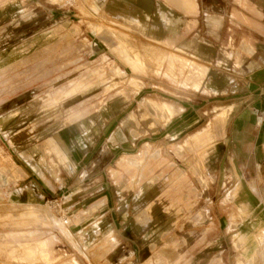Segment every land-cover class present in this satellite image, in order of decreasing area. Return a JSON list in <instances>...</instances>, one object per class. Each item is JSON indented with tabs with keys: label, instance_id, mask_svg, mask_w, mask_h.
Here are the masks:
<instances>
[{
	"label": "rangeland",
	"instance_id": "374dc122",
	"mask_svg": "<svg viewBox=\"0 0 264 264\" xmlns=\"http://www.w3.org/2000/svg\"><path fill=\"white\" fill-rule=\"evenodd\" d=\"M199 4L0 0V264H264V193L204 91L224 53L201 48ZM179 54L211 69L202 90Z\"/></svg>",
	"mask_w": 264,
	"mask_h": 264
},
{
	"label": "crops",
	"instance_id": "0c3cea01",
	"mask_svg": "<svg viewBox=\"0 0 264 264\" xmlns=\"http://www.w3.org/2000/svg\"><path fill=\"white\" fill-rule=\"evenodd\" d=\"M200 1L206 2L207 12L204 17L207 23L205 33L208 39L206 46L201 48L211 54L216 45L223 43L224 53L222 58H215L212 62L206 61L205 63L212 67L215 64L224 69L225 84L220 88L221 90L214 87V89L206 88L204 91L211 90L214 92V96H218L215 95L218 92L226 97L223 100L226 102L225 105L217 107L225 112H230L222 140L224 139V144L227 146L232 147L233 144H236L240 147L239 155L231 152L228 159L234 162L242 160L238 156L246 155L247 161L255 162V168L250 170L249 174L260 182L257 186L258 192L264 193V120L260 121L255 113L256 110L262 108L264 96V0ZM178 2L180 3L179 10L184 14H198L201 10L199 0H178ZM190 2H192V9H189L185 4ZM228 2L234 5L238 3L247 10H243L238 5L241 9L235 5L233 10L232 5ZM227 5H231L229 11L225 10L226 7L228 8ZM170 15V12H162V16L167 20ZM171 23L169 21L167 28L163 29L160 34H164L170 29ZM160 42L166 47H170L166 36L161 37ZM201 48L199 51L202 50ZM201 56L203 57V54ZM179 58L182 60L183 67L189 63L192 67L191 87L188 88L194 91L202 90L211 69L190 57L179 54ZM217 101L221 100L213 99L207 103ZM189 107L186 109L183 107V112L195 108L193 105H189ZM206 113L203 112L204 115ZM129 142L131 145L128 147L132 146V141L126 140L120 144V147H117V150L126 149L128 151L129 149L123 146ZM114 186H116L115 183ZM106 189L107 185L103 183L101 191ZM251 192L253 193V191ZM101 208L103 210L101 218L109 220L114 208H110L109 203Z\"/></svg>",
	"mask_w": 264,
	"mask_h": 264
},
{
	"label": "bare ground",
	"instance_id": "6f19581e",
	"mask_svg": "<svg viewBox=\"0 0 264 264\" xmlns=\"http://www.w3.org/2000/svg\"><path fill=\"white\" fill-rule=\"evenodd\" d=\"M185 4H187V6H188V8L189 9H191V6H190V3H185ZM128 7H129V9H131L132 8V6L131 5H128ZM157 16H158V21H156L155 23H154V28L156 29H158V28H164V29H166L167 28V26H168V24H169V21L165 18V17H163L162 16V14H161V11L158 9V11H157ZM122 21H126V19H123L122 18ZM146 24V23H145ZM145 24H139L140 25V27H142L144 30H147V24L145 25ZM155 30H152V32H154ZM151 32V31H150ZM149 32V33H150ZM152 33H150V35H151ZM154 38V37H153ZM163 60H164V58H162L161 59V61H159V66H158V68H155V71L157 72V73H159L160 72V68L162 67V62H163ZM155 106V105H154ZM159 108V107H158ZM165 110H167V112H168V109H166L165 108ZM164 111V110H163ZM135 163V162H134ZM146 217V216H145ZM262 241H264V237H263V239H262ZM45 247H46V245H45ZM264 251V250H263ZM176 254V253H175ZM27 255L29 256V257H34L35 256V253L32 251V250H27ZM261 255H263V254H261ZM174 256V255H173ZM171 257H172V255H171ZM176 257V256H175ZM264 257V256H263ZM173 260H175V259H173ZM73 262V261H72ZM68 264H73V263H68Z\"/></svg>",
	"mask_w": 264,
	"mask_h": 264
},
{
	"label": "built area",
	"instance_id": "2783aa9c",
	"mask_svg": "<svg viewBox=\"0 0 264 264\" xmlns=\"http://www.w3.org/2000/svg\"><path fill=\"white\" fill-rule=\"evenodd\" d=\"M256 115H258L260 121L264 120V96H263V104L262 108L255 111Z\"/></svg>",
	"mask_w": 264,
	"mask_h": 264
}]
</instances>
